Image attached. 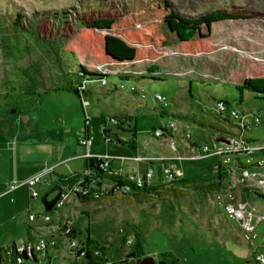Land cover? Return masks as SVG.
Returning <instances> with one entry per match:
<instances>
[{
  "label": "rangeland",
  "instance_id": "obj_1",
  "mask_svg": "<svg viewBox=\"0 0 264 264\" xmlns=\"http://www.w3.org/2000/svg\"><path fill=\"white\" fill-rule=\"evenodd\" d=\"M171 1L186 17L232 11L249 19L215 24L213 44L218 48L208 56L189 58L168 50L150 66L153 70L137 66L145 72L134 74L135 80H121L125 70L116 67L105 82L97 79L86 84L93 80L81 82L78 75L81 65L87 64L85 59L77 61L66 53L62 36L69 38L82 19L122 14L132 0H0V140H40L41 152L35 156L50 161L54 156L47 140H64L69 148L78 149L75 142L84 138L86 130L92 153L109 163V169L103 170L109 178L102 183L104 194L94 201L82 204L72 195L64 219L70 220L81 246L89 230L92 239L108 248L106 264L124 261L137 235H141L145 258L156 264H255V255L264 246V223L249 241L223 203L238 206L244 202L250 208L264 205L254 194L257 182L229 176L218 179L215 169L220 168L222 174L233 168L241 176L240 167L263 160L261 153L245 157L217 152L224 147L222 141L233 138L264 146V99L246 91L240 102L237 90L245 78L264 70V0ZM158 71L181 75L157 76ZM85 85L88 93L83 98L55 91ZM86 101L88 106H84ZM220 101L247 115L246 131L216 113L215 104ZM189 116L213 127L201 128L183 118ZM254 117H261L263 124L257 126ZM135 125L136 148L111 143L118 137L117 127L134 129ZM162 127L171 130L169 135H157ZM118 131L123 142L132 139V134ZM168 145L176 150L171 152ZM206 147L209 156H201ZM83 162L74 159L57 164L52 179L71 176ZM4 164L3 170L10 173L12 165ZM168 166L174 174L181 172L183 179L163 182ZM152 167L155 175L149 188H158L152 194L125 195L110 179L146 178ZM89 178L94 175L81 179L79 186ZM50 181L44 177L43 185L37 187L40 197L31 199L35 214H45L42 198ZM129 239L132 245L126 243ZM58 249L60 256L51 252L44 264H82V260L64 259L67 254L60 244Z\"/></svg>",
  "mask_w": 264,
  "mask_h": 264
},
{
  "label": "trees",
  "instance_id": "obj_2",
  "mask_svg": "<svg viewBox=\"0 0 264 264\" xmlns=\"http://www.w3.org/2000/svg\"><path fill=\"white\" fill-rule=\"evenodd\" d=\"M248 19L246 14L232 11H214L188 18L175 9L171 0H132L130 8L122 14L98 17L91 21L82 19L78 29L69 38L62 37L64 51L73 55L77 61L84 58L87 63L81 65L78 73L81 82H84L87 79L99 80L108 77V75L99 74L95 70L99 66L110 69L116 67L138 69L137 66L143 65V67L149 66L150 70H153L154 67L150 66L158 62L168 50L175 52L176 55L189 58L208 56L218 48L216 43L217 48L213 44L215 24ZM119 78L123 81L135 80L133 75H123ZM81 82L79 85H82ZM77 87L66 86L57 88L55 91L72 92L82 98L83 95H87L88 92H81L80 86ZM237 90L240 93V102H242L246 91L254 94L256 98L264 99V70L255 72L253 77L245 78L237 86ZM183 118L194 122L201 128L213 127L190 116ZM228 121L230 122V120ZM118 130L132 134V139L123 142L119 137H116L115 140H111V143L116 142L129 148L137 147L136 125L134 129L119 126ZM100 164L101 161L97 158H90L87 171L67 177L60 176L53 187L60 186L64 191L72 189L81 179H87L90 175H94L100 181L98 185L102 186L109 176L100 168ZM110 179L120 184L125 183L115 181L112 176ZM212 188L213 186L206 187L208 191H212ZM157 191L158 188H149L147 184L140 190L144 194H152ZM91 201L94 199L80 197L82 204ZM87 235V253L82 264H106L108 248L92 239L89 230ZM132 247L138 257H145L141 235H137L136 243ZM96 250L100 252L98 257L94 256ZM116 264L123 263L120 261Z\"/></svg>",
  "mask_w": 264,
  "mask_h": 264
},
{
  "label": "built area",
  "instance_id": "obj_3",
  "mask_svg": "<svg viewBox=\"0 0 264 264\" xmlns=\"http://www.w3.org/2000/svg\"><path fill=\"white\" fill-rule=\"evenodd\" d=\"M95 70L99 74H102V75H108L114 72V71H111L113 69L109 70L106 67H100V66L96 67ZM124 70H125L124 75L143 74L145 72V71L142 72L141 69H136V68L135 69H124ZM161 75L175 76V75H181V74H179V72L175 73V72L158 71L157 76H161ZM99 80H101V82H105L106 77L99 79ZM94 81H97V80L85 81L84 83L87 84L89 82H94ZM85 88H86V85L85 87L81 88V92L86 91ZM157 98L161 101L163 100L161 96H157ZM85 105L88 106L87 101L84 102V106ZM215 105H216V108H215L216 113L219 116L224 117L226 120H230V122L237 125L239 129L243 130L242 132L246 131L247 115H245L244 113H242L241 111L237 109L232 108V106L228 105L225 102L220 101V102H217ZM254 121L257 126L263 124V120L261 117H254ZM112 122L116 124L115 120H112ZM170 126H176V125L172 123ZM170 126L165 125V127L171 128ZM165 127H162V129L157 130L158 131L157 135H159V137L160 136L165 137V135H169V131L171 130L166 129ZM105 141L110 142L109 140H105ZM166 141H169V140H166ZM77 142L80 146L86 148V150L88 151V154L86 155L87 157L97 158L99 161H101L100 168L102 170L106 171L107 169H109L108 168L109 163L106 162L104 159H102L103 157L92 156L90 154L89 152L91 148L90 140H88L87 138H81V140H78ZM222 142H224V147L222 150H220V152H217L221 155L222 154H234V155H244L245 157H250V156L256 155L257 153L263 154V160L261 162H257L251 166L244 165V168L240 167L242 171L241 176L237 175L234 172L233 168H231V170L228 173L224 171L221 174L222 170H220V168L215 169V171L217 172L218 179H221V177L225 178L229 176L232 179L236 178L235 181L240 180V181L257 182L258 188L255 190L254 194L259 200L264 201V146L253 144L250 140H243L241 138H233L232 140H224ZM144 146H145L144 148H146L147 144H144ZM168 146L170 147L171 152L173 151L172 148L176 150V148H174V145L173 146L168 145ZM207 152H208V148L206 147L203 150H201V153L203 154L201 156H207V155L209 156ZM212 155L214 154L212 153ZM190 159L192 158L183 159V160H190ZM153 169L154 167L150 169V171L146 175V178H142L141 176L138 177L134 175L133 176L125 175L124 177H128V180L126 178V182L124 184H120L114 181H112V184L115 186L117 190H120V192L125 195H129L135 192H140V190L145 186V184H147L148 186L152 185L150 184V179L152 178V176L155 175L154 174L155 172ZM51 171L52 170H48L44 174L34 176L25 183V185L31 190L32 198L38 199L40 197V193L36 190V186L42 182L43 176L46 174H49ZM164 171L166 174L163 179V182H176L177 180L181 181L184 177V176H181L183 175L181 172H177L178 175L174 174L170 166L166 167ZM110 174H112V172H110ZM239 177H241L242 179H240ZM99 182L100 181L94 176V178H89V180L87 181V183H85L84 186H79V183H78L72 189H66L65 191L63 190L61 198L57 202L53 212L48 213V215L42 218L43 221L46 223H51L52 222L51 215H55V213H57V216L62 217L64 220L66 207L72 195L76 196L78 200H80V197H88L94 200L100 198L102 194H104V190H103V186L98 185ZM13 189L15 188L13 187ZM223 204H224L227 214L231 217H234L240 223V226L243 232L245 233L244 235L246 239L251 241V236L252 234L255 233V231L257 230V227L261 225L262 223H264V205L262 206L260 205V207L257 206L258 208L257 207L250 208V207H247L244 202L238 206L232 203H223ZM38 219H40L39 216L34 215V214L30 215V220L32 222H36ZM63 224L64 225L60 227V231H59V233H61L60 237H65L66 240L68 241L67 250L65 251L67 256L64 259H67L69 261H72V260H77V261L82 260L83 261L85 254H86L84 251L85 245L87 244L86 239H84L83 245L81 246L79 244V240L77 239V236H76L77 234L75 230L73 229L72 225L70 224V222L65 220L63 221ZM126 243L130 245L132 244V240L129 239ZM58 244H60L58 239L56 240L54 237H47V238H40V239H37V237H35V239H30L23 245H19V246L15 245L5 250L3 255L0 254V264H44L45 257H48L51 252H54L58 256H60ZM95 254L98 256L99 252L96 251ZM254 260H255V264H264V246L262 247V252L255 255ZM48 264H50V262Z\"/></svg>",
  "mask_w": 264,
  "mask_h": 264
},
{
  "label": "crops",
  "instance_id": "obj_4",
  "mask_svg": "<svg viewBox=\"0 0 264 264\" xmlns=\"http://www.w3.org/2000/svg\"><path fill=\"white\" fill-rule=\"evenodd\" d=\"M83 132L84 136H88L85 129ZM119 133L117 130L115 136L120 137ZM77 141L75 146L78 149H72L68 147L67 142L64 140L62 142L47 140L46 143L52 145L54 157L50 161H41L38 156H35V153L41 152L40 140H0V254L3 255L8 248L23 245L30 239H35V237L37 239L54 237L63 246V250H67L68 241L65 237H60L61 233L59 231L60 227L64 225L63 221L70 222V220H63L62 217L51 215L52 222L46 223L42 218L48 213L45 212L43 215L39 212L33 213L34 208H32L33 201L31 199H36L32 198L31 190L25 185V182L34 176L52 170L49 174L43 176V178L49 176L51 179V183L47 186L49 192L54 188L53 184L57 181L52 179V175L55 174V168L53 167L67 160L78 159L84 161L83 166L72 175L87 171L90 157L86 156L88 154L86 148L77 144ZM153 143L150 142L154 147ZM143 147L145 146L143 145ZM156 148L160 150L159 147H154V149ZM89 152L92 156H98L92 153V143ZM6 162L12 165L10 173H6L2 168ZM40 184L43 185L42 182ZM40 184L36 186V190ZM79 203L81 202L79 201ZM31 214L39 216L40 219L32 222L30 220Z\"/></svg>",
  "mask_w": 264,
  "mask_h": 264
},
{
  "label": "water",
  "instance_id": "obj_5",
  "mask_svg": "<svg viewBox=\"0 0 264 264\" xmlns=\"http://www.w3.org/2000/svg\"><path fill=\"white\" fill-rule=\"evenodd\" d=\"M186 17V16H185ZM192 18V17H188ZM15 111H13L14 113ZM63 193V189L60 186L52 188L48 193L44 195L42 198V203L45 207L46 213H51L53 209L55 208L57 202L60 200L61 195ZM56 194L52 199H50V196ZM137 264H156L155 261L151 258H144L139 259L136 261ZM159 264H165V263H159Z\"/></svg>",
  "mask_w": 264,
  "mask_h": 264
},
{
  "label": "flooded vegetation",
  "instance_id": "obj_6",
  "mask_svg": "<svg viewBox=\"0 0 264 264\" xmlns=\"http://www.w3.org/2000/svg\"><path fill=\"white\" fill-rule=\"evenodd\" d=\"M144 258L138 257L136 253H134V251L132 250L130 253H128L127 258L124 261H122V263L123 264H137L136 263L137 260L144 259Z\"/></svg>",
  "mask_w": 264,
  "mask_h": 264
},
{
  "label": "bare ground",
  "instance_id": "obj_7",
  "mask_svg": "<svg viewBox=\"0 0 264 264\" xmlns=\"http://www.w3.org/2000/svg\"><path fill=\"white\" fill-rule=\"evenodd\" d=\"M84 138H87V136H84ZM26 182H27V181H26ZM26 182H25V183H26ZM77 184H78V183H77ZM77 184H76V185H77ZM79 201H80V200H79ZM53 210H54V209H53ZM52 212H53V211H52ZM52 212H51V213H52ZM87 245H88V244H86V245H85V248H84L85 253H87V251H86V249H87ZM130 245H132V244H130ZM85 255H86V254H85ZM94 256L97 257V256L95 255V252H94Z\"/></svg>",
  "mask_w": 264,
  "mask_h": 264
}]
</instances>
